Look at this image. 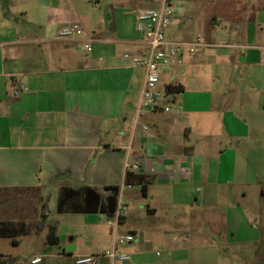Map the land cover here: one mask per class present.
<instances>
[{"label":"crops","instance_id":"crops-1","mask_svg":"<svg viewBox=\"0 0 264 264\" xmlns=\"http://www.w3.org/2000/svg\"><path fill=\"white\" fill-rule=\"evenodd\" d=\"M85 2L93 4L86 8ZM217 3L211 19L195 27L175 10L171 24L178 27L171 32L170 24L166 36H202L208 46L159 71V109L151 111L138 109L145 69L132 58L147 50L136 15L154 0H0V220L31 225L39 218L37 224L49 189L57 208L64 187L102 191L117 185L126 208L116 231L123 233L119 226L128 220L125 233L136 240L144 234L128 211L134 202L124 194L134 185L141 189V176L147 215H165L161 220L170 224L185 210L186 228L148 236L166 247L157 260L142 253L143 242L117 245L122 252L131 249L122 264H169L176 247H193L188 241L205 247L212 210L226 211L221 226L241 223V205L264 192V0ZM71 23L83 34L59 36ZM166 84L181 90L167 93ZM166 103L179 110L163 111ZM248 161L255 164L252 172ZM133 162L140 169L126 167ZM47 218L39 231L30 228L25 235L48 229L59 243L60 219ZM47 235L44 244L54 245ZM187 249L173 263L186 260ZM42 251L31 255L30 264H74L77 256ZM35 257L40 261L31 263ZM100 261L110 264L106 257Z\"/></svg>","mask_w":264,"mask_h":264},{"label":"rangeland","instance_id":"rangeland-1","mask_svg":"<svg viewBox=\"0 0 264 264\" xmlns=\"http://www.w3.org/2000/svg\"><path fill=\"white\" fill-rule=\"evenodd\" d=\"M218 0H171V7L181 14L185 22L190 23V26H200L205 20H210L215 14ZM92 2H85L86 8L91 7ZM180 4V5H179ZM179 5V7H178ZM178 9V10H177ZM184 10V12L182 11ZM173 19V17H172ZM72 24V23H71ZM69 24V25H71ZM68 25V26H69ZM67 27V26H66ZM81 27V26H80ZM178 23L172 22V30L177 29ZM82 28V27H81ZM163 71L161 74H165ZM163 79V77H161ZM162 81V80H161ZM263 166V162L260 163V168ZM247 167L250 172L255 170V164L253 161L247 162ZM261 170V169H260ZM264 188V181L261 182ZM123 188V187H122ZM129 195L124 194V197L130 199L129 213L132 215V220L135 221L142 230L144 236H138V238L132 243L140 244L143 242L146 249H143L142 253L146 258L157 260L161 259L165 255V245L158 240H150L148 236L157 234L161 231L170 229L169 234L171 236L186 228L184 225L186 218L185 210H179L180 214L173 216L174 222L170 224L164 219L165 215H159L157 219H151L147 215L145 209V199H143L140 186L134 185ZM49 196L47 203L38 209V213L42 212V208H45L46 217L48 221L52 218H59L58 234L60 237L59 243L50 245L44 244L43 237L49 233L48 229L41 231L32 236L21 235L17 237L18 242L13 243L12 238L7 236H0V264H30L29 260L34 253H43L42 250L57 252L59 250L69 251L71 255L82 254H95L105 248L111 247V240L109 238L107 217L101 213H65L58 214L56 212V197L52 189L47 191ZM135 194V195H133ZM138 196V201L135 199ZM121 198V200L124 201ZM143 204H140V203ZM47 205V206H46ZM126 208V206H124ZM123 209V211L125 210ZM244 211L243 220L239 224H227L220 225L219 220L225 218L226 211L224 209L212 210L211 217L213 222L208 223L210 230L207 233V243L205 247L199 245L200 242L188 241V245H193L191 249L177 248L171 253L174 256L169 264H260L264 263V192L258 199V195L254 196V199L246 200L241 205ZM171 211V210H165ZM36 218V217H35ZM39 219V218H38ZM34 219L31 227L34 229L36 221ZM128 219V218H127ZM53 220V219H52ZM111 220V218H109ZM47 221V222H48ZM174 223V224H173ZM129 223L123 226H119L120 232H127L126 228ZM199 227V226H197ZM33 239L34 241H32ZM131 243L123 244L128 246ZM182 251H181V250ZM185 249L191 250L186 260L181 259V262L173 263L175 256L182 253L185 255ZM130 247H127L126 253L130 255ZM145 250V252H144ZM197 251V255L193 252ZM200 252L206 254L205 257L201 256ZM200 254V255H198ZM195 256V258H193ZM68 259L67 256L64 257ZM70 264V263H69Z\"/></svg>","mask_w":264,"mask_h":264},{"label":"built area","instance_id":"built-area-1","mask_svg":"<svg viewBox=\"0 0 264 264\" xmlns=\"http://www.w3.org/2000/svg\"><path fill=\"white\" fill-rule=\"evenodd\" d=\"M154 1L156 2L155 6L144 8L136 15L135 28L145 38L147 50L144 54L132 58L135 64L145 69L138 109L151 111L159 109L158 99L160 96L155 89L159 71L166 67L181 64L184 54L194 55L199 48L208 46L202 36H197L191 41H180L167 37L165 31L171 24L174 10L171 7L170 0ZM82 34L83 30L77 23H72L59 30V36L62 37ZM85 47L90 49L87 45ZM261 50L264 55V47H261ZM19 90L18 87L15 88L12 95L16 97ZM24 90H27V88H24ZM161 109L166 112L179 110L178 106L172 103H166L161 106ZM126 167L133 170L140 169V166L134 162L126 164ZM127 187H130V185H127ZM123 209L124 205L118 199L115 213L109 221L113 229V246L100 253L77 255L74 258V264H104L100 261L102 257L108 258L110 264H122L129 259L127 253L118 250L116 247L117 245L131 243L136 238L135 234L131 232L119 233L116 231V227L119 225L124 213ZM39 261L40 258L35 257L31 260V263Z\"/></svg>","mask_w":264,"mask_h":264},{"label":"trees","instance_id":"trees-1","mask_svg":"<svg viewBox=\"0 0 264 264\" xmlns=\"http://www.w3.org/2000/svg\"><path fill=\"white\" fill-rule=\"evenodd\" d=\"M165 90L167 93L179 92V85L166 84ZM129 184V176L125 180ZM138 184H141L142 191H145L146 183L141 176L138 177ZM120 186L109 185L102 188V191L90 186H82L77 189L62 188L57 202V212H72V213H103L107 218L113 217L119 199ZM45 202L43 206L46 204ZM47 206V205H46ZM45 207V206H44ZM42 208V218L35 225V230H40L44 224L46 213L45 208ZM44 210V211H43ZM31 225L24 221L0 220V236L12 238L13 243H17V237L25 235L29 232ZM47 240L51 244H56L57 238L54 237L51 231L47 235ZM264 264V263H260Z\"/></svg>","mask_w":264,"mask_h":264}]
</instances>
